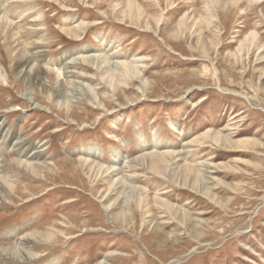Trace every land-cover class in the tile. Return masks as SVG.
<instances>
[{
    "label": "rangeland",
    "instance_id": "rangeland-1",
    "mask_svg": "<svg viewBox=\"0 0 264 264\" xmlns=\"http://www.w3.org/2000/svg\"><path fill=\"white\" fill-rule=\"evenodd\" d=\"M19 1L0 0V27L5 16L20 34H0V177L14 188L0 264H264V0H33L41 95L14 71L29 43ZM82 24L80 40L62 32ZM81 50L139 59L141 74L50 71ZM88 82L93 102L75 89ZM165 152L183 153L162 161L169 173L151 156ZM38 232L52 237L26 244ZM18 244L37 258L4 251Z\"/></svg>",
    "mask_w": 264,
    "mask_h": 264
},
{
    "label": "bare ground",
    "instance_id": "bare-ground-1",
    "mask_svg": "<svg viewBox=\"0 0 264 264\" xmlns=\"http://www.w3.org/2000/svg\"><path fill=\"white\" fill-rule=\"evenodd\" d=\"M11 1H12V3H15L14 0H11ZM17 6H18V8H17L18 9V14L15 17V19L21 20L20 18H22V19H24L23 21L26 22V25H27L28 30H27V34L25 33V35L27 36L26 38H27V41H29V43H27V46H28L27 49L28 50L20 58L17 59L18 61L16 62V65L14 66L15 67L14 68V71H15L17 77L20 79V81H22L26 86H28L30 88H38L39 89L38 92L41 95V91L42 90H45L46 91V88H47L46 87V84L44 82V76L46 74L45 73L46 71H45V68L44 67L46 66V64L50 65L48 63L47 59H46L45 52L43 51L44 47H46L47 40L44 39V37L42 35L37 34V33H33V31H36V32H39L40 31V29H37V28L41 27V25L38 23L39 22V18L41 16L39 14L35 13L34 1L33 0H20L19 1V5H17ZM10 7L12 8V6H10ZM11 13H13V12H11ZM1 21H4V22H3V26L0 27V34L2 36L3 33H4V31L6 30V38H7L6 40H9L10 41L11 39H13V36L14 37H18V35H20L19 33L18 34H13L12 33V31L14 30L13 28H12V30L10 29L11 27H13V22H11L12 20H9V19L5 18V16H2L1 17ZM33 27L35 28L34 30H32ZM82 27H84V24H82V25H76V26H74L72 28H68V29L67 28L62 29V32L64 33V35H67V36L72 37L73 38L72 39L73 41H77V40L82 39V33L85 30V29L83 30ZM41 33H43V32H41ZM23 34H24V32H23ZM8 51H10V49ZM87 52H89V51H87ZM102 53H104V52H101V53H95V52H93V53H86L84 50H81V52L79 54L71 53V58H69L65 62L66 63L65 65H62L61 67H59L60 69H57V70L56 69H50V71L53 72V73L56 72V74H58V76L60 78H61V76H63L65 79H69V78H72L73 76L79 74V72H77V65H78L79 62H81V64L82 63L83 64L84 63H89V64H91L93 66H101V65H103L105 67L108 66V67H106V68H108V71H111L112 73H113V71L114 72H119V74L122 73L123 75H125L126 78H128V80L129 79H133L135 77H138L141 74L140 67H139V65H141L140 64L141 62L139 61V59L138 60H133L130 63V61L129 62H127V61H121L119 59L120 56L117 53H114V52L112 54H109V53L102 54ZM34 65H36V67ZM52 65H53V67H56L59 64L52 63ZM97 69H98V67H97ZM121 70H122V72H120ZM106 72H107V69H106ZM105 77H106V75H105ZM112 77L113 76L111 75V78ZM67 83L68 84H71L72 83L73 85L74 84H78V83L71 82V81H68V80H67ZM145 84H146V82H143L144 87L146 86ZM81 88H82V91L84 93H87V95H89L90 99H92L91 102H93V101H95V99H97L95 97L96 94H94L95 93L94 92V89H93V87L91 86V84L89 82L87 84L84 83L82 85H79V86L75 87V89H78V90L81 89ZM63 92H62V87L60 85L58 87V89H55V93H56V96L55 97H57V98L61 97ZM195 105H197V104H195ZM66 107L68 108V106H66ZM5 140H6V138H5ZM22 143H23L22 139L20 137H17L14 140V142H13V146L17 149V147H19V145H21ZM30 147H32V146H30ZM30 147H29V150H30ZM20 152H23V151L21 150ZM146 152L147 151H145V153ZM169 152H167V153L165 152V153L160 154V155L151 154V156H152V158H154L156 160V165H160L161 167H165V165H162V161H163V163L164 162L166 163L167 160H169V161L172 160V159H168V158H170L169 156H171V155L182 156L183 155V153H180V152L179 153H176V154L175 153H169ZM39 153L40 152L38 151V149H35L33 151L32 155H36V154H39ZM187 153H189V152H187ZM143 155H144V153H143ZM40 156L41 155H38L37 157H40ZM146 156H144V157H146ZM151 156H149V158ZM160 156L163 157V160L160 159ZM24 157H27V155L24 156ZM37 157H34V158H36V161L38 160ZM28 159H30V158H28ZM32 159H30V161H35V160H32ZM145 160L146 159H143L144 163H145ZM136 161H138V160H136ZM147 161H148V159H147ZM81 162L85 166L90 165V163H91L90 160H87V159L86 160L83 159ZM142 162H140V163L142 164ZM149 163H151V162H149ZM24 164H26V163H23V165ZM29 164H30V162H29ZM189 164H187V165H189ZM149 165L151 166V164H149ZM41 166L43 168L45 167V169H47V165H41ZM143 166H144V164H143ZM150 166H148V167H150ZM24 167H26V166H24ZM166 169H167V166L165 167V172L169 173L168 170L166 171ZM186 169H187L188 172H193L194 169L196 170V166L189 165L188 167H186ZM108 172H106L105 174L107 175ZM158 172H160V171H158ZM6 175H8V174H6ZM6 175H5V178L4 177H2V178L3 179H6V177H7ZM111 175H113V173L110 174L109 176H111ZM2 178L0 177V179H2ZM11 179H12L11 176L8 175V178L6 179L7 180V183H6V181L4 183L3 182H0V193L1 194L3 193L2 195H0V198L3 197V196H5V195H7V196L10 195L11 196L13 194L14 188H13V186H11L12 184H9ZM1 181H4V180H1ZM14 183H15V181H14ZM129 185H130L129 188L132 189L133 192H136L137 200L140 199V201H142V197L146 195V188H142L141 186L134 187V186H131V183H129ZM164 194H166V193H164ZM160 196H161V194H160ZM160 196H159V198L157 200H158V202H163V199ZM51 237H52L51 234H48L47 235L45 233H39L38 232V233L33 234V235H28L24 240H25L26 244H28V245H32V244H36L37 245V244H39V242L41 244L42 243H45L47 240H50ZM6 248L4 247V249H5L4 251L7 252V253H9L10 256L14 257L15 260L17 259L18 261H20V263H21V261L22 262H28L30 260H34L35 258H37V255H33L34 254V249L32 247H30V249L27 250V249H25L24 246L18 244V245H16V247H10V248L6 247Z\"/></svg>",
    "mask_w": 264,
    "mask_h": 264
}]
</instances>
